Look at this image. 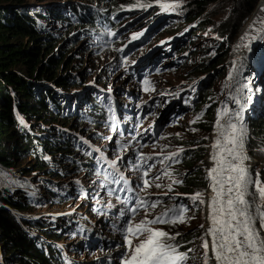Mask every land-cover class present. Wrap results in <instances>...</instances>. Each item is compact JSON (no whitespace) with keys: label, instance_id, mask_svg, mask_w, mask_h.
Segmentation results:
<instances>
[{"label":"trees","instance_id":"16d2710c","mask_svg":"<svg viewBox=\"0 0 264 264\" xmlns=\"http://www.w3.org/2000/svg\"><path fill=\"white\" fill-rule=\"evenodd\" d=\"M29 1L31 0H0V178L3 183L0 186V246H4L5 264H70L62 252L49 243L59 239V230L67 232L75 228V225L63 218L30 216L33 208L48 207L52 204L54 206V203L62 205L69 198V189H72L67 182L72 181L76 175H87L81 186L75 187L77 193L86 196L85 200L89 199L88 206L91 207L90 212L81 218L82 221L97 218L91 211H95L93 205L100 198H103L101 204L107 203L110 206L118 200L114 191H108V194L104 195L91 188L84 190V184L94 175V165H102L103 160L110 161L114 158L110 150H105L110 146L99 147L94 142H89L91 138L95 142H101L102 136L99 137L96 133L93 137L90 136L88 142H81L79 139L77 141V138L72 136V132L79 133L82 125H90L97 131L111 132V122L115 114L112 100L97 89L93 94L84 92L69 95V91L80 86L85 77L81 74L79 78L77 72H74V67L68 66L64 58L66 54L68 56L71 53L67 45L86 36L94 37L96 41L104 37L106 46L118 43L116 38L120 35L121 26L117 25L116 17L122 11L119 12L115 8L117 0H89V6L62 0L68 4L59 7L46 5L47 0H34L35 4L28 6ZM222 1L224 0H188L187 5L195 13L207 9L211 3L220 4ZM227 1L230 2L233 12L227 17H222V24L213 31L217 39L213 42L216 46L207 44L201 49L198 58L197 52L193 51L194 55L191 57V53L189 56L193 59L197 55L195 61L184 63L186 81L194 83L193 95H186L185 111L189 115H195L189 130L198 138L189 140L188 134H184L182 137L175 135L171 140L165 141L174 149H183L182 152L179 149V155L174 158L169 160V157H165L157 163L158 167H162L167 162L161 172L169 177L171 191L169 186L157 188L158 192L167 193L147 202L150 205L159 201L157 207H141L135 214L131 211L129 201L118 200L123 207L122 211L125 212L126 224L130 222L135 225L145 219H154L179 206L187 209L183 214L186 217L192 206L189 197L200 193V199L204 200L209 181L201 164L207 154L206 136L217 127L216 112L212 110V89L219 75L216 69L220 66L219 62H222V54L225 55L224 52L233 45V40L230 43L229 41L239 35L241 25L249 22L261 0ZM180 19L185 22L180 27L184 29L198 18L181 15ZM180 23L179 21L177 24ZM198 23V30L210 26L206 17ZM58 28L61 29L60 34L54 32ZM191 31L192 28L186 32L187 37H192ZM169 32L172 33V29H167L164 34ZM224 38H227V41L222 46L219 41ZM62 42L64 44L61 45ZM190 43L192 47L193 42ZM132 48L133 46L124 48L121 54L129 56ZM211 50L213 51L209 54ZM261 50H264V42ZM189 51L186 47L179 51L177 56ZM126 64L125 72L128 73L130 63ZM101 89L103 91L104 87ZM21 120L23 124L20 123ZM247 122L254 138L250 140L248 152L255 159L256 150L264 147L257 145L255 141L264 140L261 136L264 132V111L256 116L249 114ZM158 134L156 133V136ZM162 135L154 142L156 143ZM145 145L146 142L137 143L135 147L141 150ZM170 149L163 150L168 152ZM58 157L64 162H58ZM28 159H32L31 165L19 163ZM133 173L142 182L146 179L144 173L135 166ZM110 192L112 194H109ZM120 204L116 205L117 209ZM198 206L199 204L195 203L192 210L196 212L203 207L200 209ZM114 207L112 206V209ZM127 207H130L128 212ZM185 225L187 224H156L151 227L169 233L173 228ZM188 233H179L175 240L167 241L176 246L179 252L187 253L185 264H189V251L193 244L205 238L202 229L195 232L196 234ZM137 243L139 240H133V245ZM68 254L73 256L69 249ZM124 258L125 256L121 258V264H124Z\"/></svg>","mask_w":264,"mask_h":264},{"label":"rangeland","instance_id":"374dc122","mask_svg":"<svg viewBox=\"0 0 264 264\" xmlns=\"http://www.w3.org/2000/svg\"><path fill=\"white\" fill-rule=\"evenodd\" d=\"M88 1L89 0H69L68 2L89 6L91 4ZM29 2L30 4L28 6L35 4L34 0H31ZM68 2L65 1L64 3L62 0H47L45 4L50 7H59L63 4H68ZM137 2L138 0H117L115 2V8L119 12L122 11V13L117 15L116 17L117 25L121 26L120 35L117 38L119 40L118 43L106 46V41L104 37H101L100 39H98V41H96L94 37L86 36L84 39L76 40L73 44H68L67 48L71 49V53L68 56L66 54L64 58V61L68 63V66L71 65L72 67H74V72H77L79 78L81 74H83V76L85 77L83 80H81V83L79 84L80 86L75 88L73 91H69V95H78L84 92H88V94H93L95 92V89H97L99 91L101 90V92L105 94H108L110 98H115L117 96V92H120L122 90H128L135 95L142 96L141 94H144L142 100L145 101H147L149 98L153 99V97H156L158 99H154L142 107L144 114H146L143 116L144 120L139 117L136 119L131 110L126 109L125 112L122 114L121 118H119L116 114L113 116L111 122V132H109L108 130H93L94 127L92 128V126L90 125H82L83 127L79 128L78 134L72 132L73 138L76 137V140L78 141L79 139L81 140V142H88L90 136L92 135L93 137L94 133L98 134L99 137L102 136L100 137L101 142L99 143L95 142L92 138L89 142H94L99 147H102L104 145L110 146L105 150H110L112 156H114L115 159H117L118 157L123 155V153L126 152L123 151L121 153V151H117V148L114 147L116 142L112 141V139L115 138L112 133H119L120 137H123L126 129L128 127L132 129L135 125H141V132L145 135L148 141L149 147L147 146V148L149 152H155L154 148L158 147L160 148L162 153L165 152L163 150L164 148H171L167 153H171L172 156L174 153H180L178 150L181 148L176 147V149H174L171 146H168L165 142L166 140H171L172 137L175 135H179L178 137H182L184 134H188L187 138H189V140H197L198 137L195 136L192 130H189L192 120L195 118V115H189L188 113H186L185 108L182 109L180 112V122L175 124V126L170 127L169 129H166V127H162V130L160 134H158L157 138L161 134L163 135L159 140L156 141V143L153 139L154 124H152L153 126L151 128H148V122L156 121L155 114L157 113V110H159V108L161 107H164L165 104L166 108L171 109L178 108L177 105L184 106L185 100H183V98L185 97L186 93L188 92V94H191L194 92V87L191 85V83H189V81H186L187 79L185 78L186 73L184 70V63L195 59L197 55L193 59H190L189 56L193 51L197 52L198 56L196 58H198L200 57L199 55L201 54V49L203 47H206L207 44H213V46L215 45L213 42H215V40L217 39H215V33H213V31L216 30L220 24H222V17H227L230 13L232 14L233 12L230 8V2L227 0L222 1L221 3L223 4L211 3L207 9H202L201 12L195 13H193V11L190 10V8L188 7V0H161L162 3L179 4V7L169 9L167 11L163 10L156 3V0H139V2L141 3L153 5L149 8L136 7L135 5L137 4ZM93 5L95 4H92V6ZM258 9H256L255 14L252 15L249 22H245L241 25L242 27L239 35L229 41L230 43L233 40V47H240V50L243 54L248 53L255 48V55L258 57L257 61L264 59V52H262L264 50H261L264 42V39H262V37H264V8H261L262 12L260 14L258 13ZM181 15L198 19L195 22L187 25V27H185L184 29H181L180 27L185 24V22L180 19ZM204 17L208 18L210 26L198 30L200 27L198 21H200V19H203ZM253 17L255 18V20H253ZM179 21L181 23L177 24ZM53 28L55 29V27ZM190 28H192V31L190 33L192 37H187L186 32L188 33ZM167 29H172L173 32L164 34ZM54 32L60 34L61 29L58 28L57 30H54ZM165 36H167V38H165ZM253 36L256 37L255 40L251 39V37ZM68 38H71L70 34ZM190 41L193 42L192 47H190ZM226 41L227 38H224L223 40L219 41V44L224 46L226 44ZM62 44L64 43L62 42L61 45ZM245 44H248L249 46L245 47ZM129 46H133L129 56L122 55L121 53L124 48ZM186 47H188L190 51L188 53L186 52L185 54L177 56V53L179 51H182V49ZM230 47L227 52H224L225 55L222 54V59H230V56H228V54H230ZM212 51L213 50H211L209 54H211ZM146 53H149V56H146L144 58H149L150 55H154L153 59L156 63V67L154 69V72L156 73L148 77V89L150 90V92L148 91V93H145L146 91L142 89L141 91H139L136 82H132L133 79L130 77V74L125 72L127 68L126 63L130 62V67L135 69L136 61L139 59V57ZM243 54L241 55V62L243 61ZM193 55L194 53L191 54V57ZM216 70H218L219 75L212 89L214 94V99L212 101V110L216 112V126L217 121H219L220 124L224 123L229 118V116L235 115L237 112V115L240 116L241 123L246 131V135L244 137V153L248 157V159H246L244 163H252L251 179L253 181L258 180L261 185H264V147L256 150L257 156L255 159L249 154L248 146L251 145L250 140H254V138L251 134L250 127L247 122L249 114H252V116H256L260 112L264 111V90L262 83V81L264 82V72L261 77H258V79H260L257 84L258 87L261 88V90H258V92L256 94L254 93V96L250 98L248 92L232 95V81L230 82L232 78L231 66L225 67V63L223 62ZM253 72L254 70L251 71V76ZM99 83H101V85ZM101 87H104L103 91ZM163 121L165 122V120ZM217 128L218 127H216L214 131H216ZM214 131L208 136H206L208 144L207 154L205 158L210 154V151L212 157L216 152L215 149L212 147L214 143L211 140V138L214 137ZM261 136H263L264 138V132ZM221 141L223 142V138L221 139ZM255 141H257V145H264V140L260 141L259 139H257ZM145 151L147 150H144L143 152ZM120 153L121 155L119 156ZM164 154L165 153H163V155ZM205 158L202 161L201 167L204 170L205 176L209 181L210 188L211 180L209 178V175L207 176L206 167L204 165ZM57 161L60 163L64 162L61 157H58ZM136 162L142 165L143 170H146L147 167L143 165L144 158H140ZM19 163L22 165H31L32 159H28L24 162ZM113 164H115V167L119 169L125 168V170H131L130 159L129 163H126V161L123 160L121 163ZM215 166L216 164H214V167ZM108 170L112 173V170L110 168H108ZM225 175H228V173H225ZM157 177H159V179L155 178L151 183L153 191L148 190V192L155 193L153 195L164 196L167 193L158 192L157 187L155 185L159 184V188L170 186V183H168L169 177H167L165 173L163 174V172H159V175ZM86 178L87 175H76L75 177H73L72 181L67 182L69 186H72V189H69V198L62 205H56L54 203V206L52 204L48 207L40 206L37 208H33L32 216L30 217H47L53 219L63 218L66 220V218H68V215L71 214L69 218L70 220H72V222H78L77 219L81 220V218H84L85 214H87L91 210V207L88 206L89 199L85 200L84 198L86 196H82L77 193L75 187H80L81 183L84 182ZM90 178L93 182V177L91 176ZM134 178L135 177L133 176L131 179ZM57 184L59 186H62V184L60 183ZM89 184H91L90 181L87 184H84V190H88L89 188H91V190L94 189V187L91 185L89 186ZM2 185L3 183L0 178V186ZM250 189L252 191L250 194L249 202L251 204V207L249 208V211L252 213L256 225H258L257 227H259L260 231L262 232L261 234H263L262 236L264 238V228L260 227L261 221L259 218V213L264 212V198H261L259 192L256 190L255 184L250 185ZM98 192L102 194L105 191L104 189H101L98 190ZM207 192L204 196L203 205L199 202V200L193 201L192 197L188 198L192 206H194L196 203L197 205L199 204L198 207L200 209L203 206L202 209L195 212V210H192L191 206L189 208L188 214L185 217L187 225L175 227L170 230L168 234L170 236H176L177 233L182 232H189L188 234H191L195 232L197 233L199 229H202V231H204L205 233L204 239H207L209 241L208 264H215L211 252V237L206 235V229L209 228L207 226L206 214ZM245 198L247 199V196ZM103 208L104 206L100 205V202H98L96 212L100 214L103 211ZM113 210L116 211L117 206H115ZM107 221L108 219L105 220L106 223ZM201 225H203V227H201ZM108 231H115L118 235H123V230L121 229L120 225L116 223H110V225L108 226ZM58 234V240H62L59 241V244L68 247L69 250H72L73 248H81L78 243L82 240L80 239L76 242L75 240L77 239L74 240V236L72 233H68L66 235V232L59 230ZM109 238H112V236H110ZM196 243L197 244H193L191 251H189V264H204L205 250L202 247L203 240ZM49 244H51L55 248H58L57 244ZM104 245L105 248L108 246V244L106 243H104ZM3 249L4 246H0V264H5ZM123 249L124 243L120 238L119 243L110 247V250H102L101 253L100 249H97L94 252L85 251L82 249V254L81 256H79V263L87 264L88 262L91 263L97 258H100L105 260V263L99 261L96 264H121V261H123L121 258L123 256L126 257L128 255L127 248L121 256L114 257L113 260L111 259V256L112 254H115L119 250ZM200 260L202 262L199 263Z\"/></svg>","mask_w":264,"mask_h":264},{"label":"snow or ice","instance_id":"6c2138e0","mask_svg":"<svg viewBox=\"0 0 264 264\" xmlns=\"http://www.w3.org/2000/svg\"><path fill=\"white\" fill-rule=\"evenodd\" d=\"M156 3L165 11L179 7V4L162 3L161 0H156ZM135 6L149 8L153 5L141 3L138 0ZM251 39L255 40L256 37L253 36ZM145 84L149 82L145 81ZM236 119L241 120L239 115ZM20 123L23 124V120ZM217 127L220 129L218 135L223 137V142L218 138L212 145L218 151L213 155L216 167L209 170L214 195L209 204L210 227L206 229V235L211 237L213 258L216 264H264V239L255 228L254 217L249 211L251 204L245 198L251 194L248 189L252 184H255L261 198H264V185H261L258 180L253 181L244 166V161L248 159L244 153L245 128L242 123L238 126L231 122L225 128L219 121H217ZM180 151L182 152L183 149ZM177 155L179 153L173 154V156ZM112 166L115 167V164ZM143 175L146 177L148 172L145 171ZM151 183L150 180L144 179V189H147ZM174 183H179V181H174ZM155 186L160 187L159 184ZM169 191H171V186H169ZM200 196V193L195 194L192 197L193 201L199 200L203 204L204 200L200 199ZM159 203L156 201L148 205L145 200H139L131 211L135 214L141 207L154 209ZM186 211V208L179 206L151 220L145 219L135 225L128 222L124 230L128 252L124 258V264H185L188 259L187 253H181L176 246L167 243L168 240H175L176 237L170 236L165 231L154 229L151 225L186 223L183 215ZM259 218L260 227L264 228V212L259 213ZM133 240H139V243L133 245ZM202 247L205 250L204 264H208L209 241L207 239L203 240Z\"/></svg>","mask_w":264,"mask_h":264},{"label":"bare ground","instance_id":"6f19581e","mask_svg":"<svg viewBox=\"0 0 264 264\" xmlns=\"http://www.w3.org/2000/svg\"><path fill=\"white\" fill-rule=\"evenodd\" d=\"M261 8H264V0H261L259 2V4H258L257 9L259 11L258 12L259 14L262 12ZM253 20H255L254 17H253ZM255 54H256L255 48L252 49V51H250L248 53H244L242 62H241V60H242L241 59V55H239L238 52L235 51L233 53V55L231 54L230 59L228 60V62L231 63L230 66L232 67V72H231V77L232 78L230 80V82L232 81V87H231L232 95L248 92L249 95H250V98H251V97L254 96V93L256 94L258 92V90H261V88L258 87L257 83L259 82V79H260V78L258 79V77H261V75L264 72V59L257 61L258 57ZM252 70H254V72L252 73V76H251V71ZM262 83H263V90H264V82L262 81ZM177 107L181 108L182 106L177 105ZM236 116H237V112H236L235 115L229 116V118L224 123H221V125H223L225 128H227L229 122H231V123L236 122V124H238V126H239L241 124V120L237 121ZM219 131H220V129L217 128V130L214 131V133H213L214 137L211 138V140H212V142L214 144H215V142H216V140L218 138L219 139L223 138V137H220L218 135ZM215 151L217 152L218 149H215ZM211 155L212 154H211V151H210V154L204 160V165L206 167L207 176L209 175V170L212 169L214 167V164H215V162L213 160V157ZM251 164H252L251 162H245L244 163V166L246 167L250 177H252L251 176V169H252V165ZM210 182H211L210 183V188H209V190H208V192L206 194V200H207V212H206V214H207V226L208 227H210V220H209L208 217H209V213L211 211V209L209 207V204L211 202L212 196L214 195V193L212 191V180ZM248 190H249V193H251L252 190L250 189V185H249V189ZM247 200L250 201V195L247 196ZM70 216H71V214L68 215V218ZM77 221H79V219H77ZM257 226L258 225H256V222H255L256 230L259 231L261 238L264 239L263 236H262L263 234H261L262 232L260 231L259 227H257ZM92 234L93 235H98L95 232H92ZM210 242H211V239H210ZM214 263L216 264L215 260H214Z\"/></svg>","mask_w":264,"mask_h":264},{"label":"built area","instance_id":"2783aa9c","mask_svg":"<svg viewBox=\"0 0 264 264\" xmlns=\"http://www.w3.org/2000/svg\"><path fill=\"white\" fill-rule=\"evenodd\" d=\"M231 54H233V53H231Z\"/></svg>","mask_w":264,"mask_h":264}]
</instances>
